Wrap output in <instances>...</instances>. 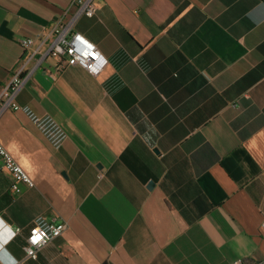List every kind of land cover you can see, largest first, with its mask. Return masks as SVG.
Wrapping results in <instances>:
<instances>
[{"label":"crops","instance_id":"1","mask_svg":"<svg viewBox=\"0 0 264 264\" xmlns=\"http://www.w3.org/2000/svg\"><path fill=\"white\" fill-rule=\"evenodd\" d=\"M73 0H0V264H254L264 259V0H96L75 28L93 74L48 52ZM23 38L34 43L24 47ZM65 230L27 255L34 225Z\"/></svg>","mask_w":264,"mask_h":264},{"label":"built area","instance_id":"2","mask_svg":"<svg viewBox=\"0 0 264 264\" xmlns=\"http://www.w3.org/2000/svg\"><path fill=\"white\" fill-rule=\"evenodd\" d=\"M96 0H73L63 11L55 24V36L49 46L48 52L57 61L54 70H47L48 76L55 79L60 71L67 65L79 64L95 74L101 69L105 59L98 45L84 33L75 28L76 22L81 16H93L97 11ZM34 43L33 38L22 39L24 47ZM30 72H24L23 63L14 71L9 83L0 94V101L4 107L19 109L20 104L16 100L17 93L27 81ZM0 163L11 172L12 189L16 192L22 190V184L34 186L35 182L26 169L16 160L13 154L6 148L0 137ZM65 222H50L47 226L34 225L30 229L28 244L26 246L29 257H37L38 251L54 237L59 236L66 228ZM264 231V219L262 221ZM242 259H237L234 264H240ZM15 264H24L18 261ZM254 264H264V259Z\"/></svg>","mask_w":264,"mask_h":264},{"label":"clouds","instance_id":"3","mask_svg":"<svg viewBox=\"0 0 264 264\" xmlns=\"http://www.w3.org/2000/svg\"><path fill=\"white\" fill-rule=\"evenodd\" d=\"M0 227H4L2 221H0ZM11 235H12V233H11L10 229L4 227V236H3V240H4L5 243L8 241V239L11 238Z\"/></svg>","mask_w":264,"mask_h":264},{"label":"rangeland","instance_id":"4","mask_svg":"<svg viewBox=\"0 0 264 264\" xmlns=\"http://www.w3.org/2000/svg\"><path fill=\"white\" fill-rule=\"evenodd\" d=\"M71 3H72V2H71ZM69 5H70V4H69ZM84 16H86V15H84ZM23 39H24V38H23ZM21 43H22V40H21ZM22 45H23V44H22ZM99 70H100V69H99ZM24 72H25V73L30 72V75H31V72H32V71H31V70H30V71H25V69H24ZM12 75H13V73H12ZM11 77H12V76H11ZM29 77H30V76H29ZM29 77H28V79H29ZM10 79H11V78H10ZM28 79H27V80H28ZM9 81H10V80H9ZM8 83H9V82H8ZM8 83H7V84H8ZM25 83H26V82H25ZM7 84H6V85H7ZM6 85H5V86H6ZM5 86H4V87H5ZM4 87H3V88H4ZM3 88H2V90H3ZM2 90H1V92H2ZM1 92H0V94H1ZM13 109H14V108H13ZM17 262H18V261H17ZM17 262H16V263H17ZM12 264H15V262L12 263Z\"/></svg>","mask_w":264,"mask_h":264},{"label":"bare ground","instance_id":"5","mask_svg":"<svg viewBox=\"0 0 264 264\" xmlns=\"http://www.w3.org/2000/svg\"><path fill=\"white\" fill-rule=\"evenodd\" d=\"M103 59H104V57H103ZM105 62H106V60H105ZM105 62H104V63H105ZM104 63H103V64H104Z\"/></svg>","mask_w":264,"mask_h":264}]
</instances>
